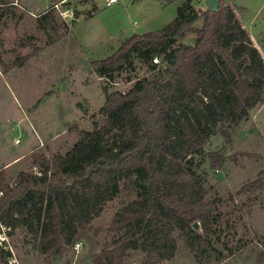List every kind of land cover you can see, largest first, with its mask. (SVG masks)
I'll return each instance as SVG.
<instances>
[{
    "label": "trees",
    "instance_id": "obj_1",
    "mask_svg": "<svg viewBox=\"0 0 264 264\" xmlns=\"http://www.w3.org/2000/svg\"><path fill=\"white\" fill-rule=\"evenodd\" d=\"M160 1H179L170 23L134 33L114 53L91 62L110 82L123 70L135 71L137 60L152 74L127 91L105 88L100 113L107 122L80 130L65 153L36 155L39 173L21 171L14 184L0 178V233L25 228L45 264L61 258L71 264L75 244L99 232L93 221L122 182L136 188L137 199L114 215L110 229L117 238L94 256L95 264H121L131 249L143 251V264H167L178 248L175 230L187 234L199 264L230 256L207 234L218 198L206 199V175L197 160L213 135L221 132L230 141V130L264 104V54L230 2L220 0L213 10L196 7L195 0ZM14 3L0 0V10ZM190 35L193 42H185ZM210 155L214 164L216 154ZM263 185L264 168L242 191ZM197 220L200 232L193 228ZM12 256L0 238V264H10ZM257 263L264 264V235Z\"/></svg>",
    "mask_w": 264,
    "mask_h": 264
},
{
    "label": "rangeland",
    "instance_id": "obj_2",
    "mask_svg": "<svg viewBox=\"0 0 264 264\" xmlns=\"http://www.w3.org/2000/svg\"><path fill=\"white\" fill-rule=\"evenodd\" d=\"M207 1L194 4L206 8ZM226 1L234 5L264 54V0ZM178 5L179 1L160 0H118L110 5L107 0H15L9 10H0V178L14 184L21 171L39 173L36 155L65 153L79 139L80 130L92 129L95 122L105 124L107 117L100 113L105 88L127 91L152 72L137 60L135 71L123 70L110 82L92 69L91 62L114 53L134 33L170 23ZM45 11L50 12L48 17L38 18ZM49 18L50 24L44 25ZM193 40V35L184 39ZM17 61L22 64L14 66ZM230 135V141L221 132L213 135L197 160L199 171L206 175V199L218 198L207 234L215 246L230 254L212 257L207 264H258L257 242L264 235V185L242 188L264 168V104L253 108ZM212 153L217 157L214 164ZM135 199L136 188L122 182L118 195L93 221L99 232L80 240L71 264H95L94 256L117 238L110 229L114 215ZM174 234L178 248L166 263L199 264L187 234L180 230ZM0 238L13 252L10 264H45L25 228L12 235L1 232ZM143 257L141 249H131L121 264H143ZM64 260L54 264H66Z\"/></svg>",
    "mask_w": 264,
    "mask_h": 264
},
{
    "label": "water",
    "instance_id": "obj_3",
    "mask_svg": "<svg viewBox=\"0 0 264 264\" xmlns=\"http://www.w3.org/2000/svg\"><path fill=\"white\" fill-rule=\"evenodd\" d=\"M219 4H220V0H208V7L213 9V10H217L219 8ZM193 228L200 232L201 231V223L200 221H195L193 223Z\"/></svg>",
    "mask_w": 264,
    "mask_h": 264
},
{
    "label": "built area",
    "instance_id": "obj_4",
    "mask_svg": "<svg viewBox=\"0 0 264 264\" xmlns=\"http://www.w3.org/2000/svg\"><path fill=\"white\" fill-rule=\"evenodd\" d=\"M117 1H118V0H107V4L110 5V4H113V3L117 2ZM65 16H66V15H65ZM160 61H161V59H160L159 56H155V57L153 58V62H154V63H160ZM81 244H82V242H81V241H78V242L75 244V249L78 250V249L80 248Z\"/></svg>",
    "mask_w": 264,
    "mask_h": 264
},
{
    "label": "crops",
    "instance_id": "obj_5",
    "mask_svg": "<svg viewBox=\"0 0 264 264\" xmlns=\"http://www.w3.org/2000/svg\"><path fill=\"white\" fill-rule=\"evenodd\" d=\"M164 3V2H163Z\"/></svg>",
    "mask_w": 264,
    "mask_h": 264
}]
</instances>
